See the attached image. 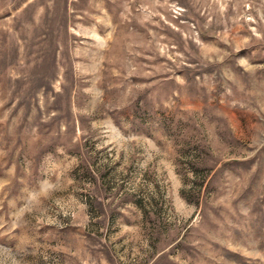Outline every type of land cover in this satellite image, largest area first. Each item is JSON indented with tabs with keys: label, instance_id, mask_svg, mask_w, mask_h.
Listing matches in <instances>:
<instances>
[{
	"label": "rangeland",
	"instance_id": "1",
	"mask_svg": "<svg viewBox=\"0 0 264 264\" xmlns=\"http://www.w3.org/2000/svg\"><path fill=\"white\" fill-rule=\"evenodd\" d=\"M0 264H264V0H0Z\"/></svg>",
	"mask_w": 264,
	"mask_h": 264
}]
</instances>
